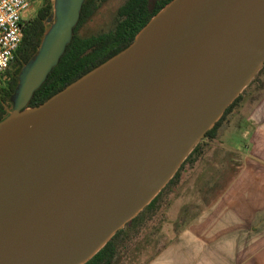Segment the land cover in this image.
Masks as SVG:
<instances>
[{"label":"water","instance_id":"obj_1","mask_svg":"<svg viewBox=\"0 0 264 264\" xmlns=\"http://www.w3.org/2000/svg\"><path fill=\"white\" fill-rule=\"evenodd\" d=\"M62 1L0 121V264L86 263L264 66V0H172L124 50L28 107L85 0Z\"/></svg>","mask_w":264,"mask_h":264},{"label":"crops","instance_id":"obj_2","mask_svg":"<svg viewBox=\"0 0 264 264\" xmlns=\"http://www.w3.org/2000/svg\"><path fill=\"white\" fill-rule=\"evenodd\" d=\"M249 85L225 127L155 196L146 220L161 212L164 230L145 238L169 241L146 264H264V94L252 93L264 87Z\"/></svg>","mask_w":264,"mask_h":264},{"label":"trees","instance_id":"obj_3","mask_svg":"<svg viewBox=\"0 0 264 264\" xmlns=\"http://www.w3.org/2000/svg\"><path fill=\"white\" fill-rule=\"evenodd\" d=\"M43 5L34 17L25 22L24 39L15 52L9 68L0 78V121L9 114L13 98L20 85V74L38 52L47 30V20L53 11L51 0H42ZM172 0H126L118 9L115 26L109 31L84 36L80 27L94 12V1L85 0L80 17L73 29V35L67 43L59 61L52 67L42 84L34 91L28 107L39 106L47 99L75 82L94 68L106 62L135 39L140 30ZM264 67V66H263ZM254 79L252 80V82ZM243 92L226 108L222 117L206 132L204 139H214L233 109L241 102ZM202 140L195 146L181 167L200 149ZM181 167L176 172L173 182ZM159 196L155 197L143 211L118 230L107 244L84 264H117L122 258L121 249L131 239L130 232L138 234L146 221V213L153 211Z\"/></svg>","mask_w":264,"mask_h":264},{"label":"rangeland","instance_id":"obj_4","mask_svg":"<svg viewBox=\"0 0 264 264\" xmlns=\"http://www.w3.org/2000/svg\"><path fill=\"white\" fill-rule=\"evenodd\" d=\"M51 1L53 2V11L49 21L47 22V33H49L50 30L56 25L58 20V0H51ZM93 1H94L93 15L79 29L80 34L84 36L97 34L112 29L115 26L118 9L126 0H93ZM42 5H43L42 0H31V7L28 8V10L25 12V17L27 19L34 17L37 13V10ZM61 5H62V10L66 11L67 9L66 0L62 1ZM36 57L34 58V60L36 59ZM33 61L29 64V66L33 64ZM255 79L260 81L261 86L264 87V67H262V69L256 75L254 80ZM254 85L255 84H253L252 87ZM263 89H261V91L260 90L252 91L253 95L257 97V98L255 97L254 100L259 99L258 97L263 96L264 94ZM246 92L247 91H245V94ZM254 100L252 99L250 102H254ZM12 108L13 106H11L9 111H11ZM227 120L228 118L226 119L224 124L219 128L218 134L220 130H222L225 127ZM205 141L207 143V141H210V139H205ZM233 175H234L233 171L232 172L229 171V178ZM161 214L162 213L159 212V214H157L155 218L152 219L148 218V220H146L145 223L141 226L139 235L133 233V231L129 233L131 237H135V238L132 241L131 239L126 241L123 248L121 249L122 258L118 261L117 264H146L147 262L152 260V258L163 246H165L168 243L169 241L168 239H164L160 237L152 238L148 242L146 241L145 238L146 234L149 235V233L164 230L163 220L165 219V216ZM166 229L168 230V226H166L165 224V230Z\"/></svg>","mask_w":264,"mask_h":264},{"label":"built area","instance_id":"obj_5","mask_svg":"<svg viewBox=\"0 0 264 264\" xmlns=\"http://www.w3.org/2000/svg\"><path fill=\"white\" fill-rule=\"evenodd\" d=\"M31 0H0V78L24 39L25 12Z\"/></svg>","mask_w":264,"mask_h":264}]
</instances>
